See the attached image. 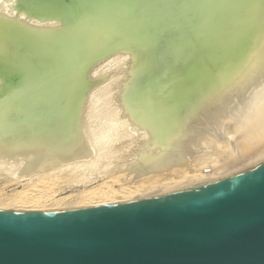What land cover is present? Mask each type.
Here are the masks:
<instances>
[{
    "label": "rangeland",
    "instance_id": "rangeland-1",
    "mask_svg": "<svg viewBox=\"0 0 264 264\" xmlns=\"http://www.w3.org/2000/svg\"><path fill=\"white\" fill-rule=\"evenodd\" d=\"M22 1L26 2V3H23V5H22L21 4ZM69 1L70 2L74 1L73 2L74 6H72V3H69ZM73 1L68 0L67 1L68 3H66V0H64V3H63V1L60 2V3H62V8L64 7V5H67V6H65V8L61 9L60 8L61 4H59L58 1H56V0H55V2H54V0L53 1L52 0H32V1L31 0H25V1L24 0H18V1H16L17 3H14V0H11V1L10 0L9 1L8 0H0V119H4V118L8 117L9 115H11V113L13 112L12 109H14L16 106H19V104L21 102L27 103L26 107H23V109H25V108L27 109L28 106L30 107V105L35 102V96L37 97L39 95L49 94L44 90V87H42V90H41V88L39 86H37V83H35L34 81H36V82H38V80L41 81L42 78H44L46 76L44 78V80H42V81H44V83L47 82V84H49L51 86V88L53 87L52 89H55L54 85L60 84L63 81V79L66 77L65 75H67L73 68H75L76 66L80 65L83 62V60H84V58L88 52L87 50H88L89 43H91L92 41H96V38L93 37V36H95L93 33H95V34L97 33V32H95V30L98 27H99L98 28L99 31L101 28L105 29V31L101 30V33L98 32V33L102 34L100 37H103V38H100L99 34H98L97 39H99V40L103 39V40H101V43L99 42L96 45L97 48H94V50L92 51V55L90 54L89 58L87 59V65L84 68H81L75 75L72 76V79L70 80L71 86L65 87V95L66 96L63 95L61 100H57L56 98L54 99L53 97H50L49 95L44 96V97L51 99V100H48V99L46 100L47 102H50L51 105H48L50 107H53L57 104L62 105L63 100L66 101V104H67V105L63 106L64 114L58 116L60 118H59V121L53 126L54 129L52 128L53 129L52 131L45 132L43 134V136H40L41 138L37 137L40 134H37L35 137L27 138L25 140L26 147L12 149L13 153H10L11 150H9V151H7L5 149L0 150V195H1L0 196V199H1L0 204L3 202H7L10 199L12 200L14 198L15 199L13 201H15L17 199L16 198L17 194H15V193H18L20 191L23 193L27 192L28 191L27 187L32 185L30 183L34 182V180L37 179L36 176L39 175L38 178L41 177L42 176L41 173H43V172H44V175L46 174L45 172H47V174L49 172L50 173L52 172L54 174H58L57 177L55 178V180H57V181H55V184H57V185H56L55 189L52 188L55 191L57 190L56 193L58 192L56 194L57 196L59 195L57 197V199H60L62 197H67V196L77 197L80 193H82L84 191L87 192V191L93 190L95 188H98L102 184L106 183V181L108 183V181L110 182L111 180L123 179L122 184L123 183L126 184L125 183L126 181H124L125 179H128L129 177H130V179H131V177H136L138 171L142 167H144L150 159L158 156L162 152V150H163L162 148L165 145H168L170 143L169 142L168 144H164L165 142L163 141L164 142L163 143L162 142L163 139L161 140V138H160V140H161L160 141L158 138L161 136V134H165V135L168 134V136H165V138H164L166 143H167L168 138H166V137H169L170 140H171V138H173L175 141L174 137H175L176 132H174V131H177V135L179 136L180 134L182 135L183 132H185L184 129H186V126H188V128H189V129L188 128L186 129V132L188 130L189 131L187 133L185 132L184 134H192L197 130L196 128L193 127L195 124L193 126L190 125V123L193 121L191 119L192 115H195L197 113L196 112L192 113L193 110L192 111L190 110V112H188L187 110L189 109V107L191 105L193 106V108H192V106H191V108L194 110L196 109L195 106H197V105L202 107V102H203L202 99H204V97L201 98L198 95H200V93L202 91H204V92H202V94L203 93L205 94L206 90L209 89L208 88L209 84L207 82L208 81L210 82V80L211 81L215 80L216 75L213 78L215 72L217 74V72H219V68L221 66H222L221 67L222 70L225 69V68H223L225 66L230 67L235 60L234 57L237 54V52H242V51L245 52L246 49L249 47V45H251V43H253L251 41L254 40V38L257 39L256 34L258 35V30L254 29V28L255 27L257 28L258 22L261 21L260 19L262 17V14H264V12H263L264 11V0H259V1L253 0V2L251 4V9L246 14V16L244 15L245 10H246L245 8L248 7L250 0H228V1L227 0H217V1L216 0H214V1L213 0L212 1L211 0L210 1L209 0H207V1L206 0H197V1L185 0V2L189 1L188 4L186 3L187 6L186 5L184 6V4H182V2H181L182 5H180L179 0H177L179 2H177L176 0H173V2L176 1V3H174V6L173 5L170 6V4H168V2L173 4V2H171V0H165V1H167L166 3L164 0H163L164 2L161 0H157L155 2L156 4L150 3L153 0L152 1L149 0V2H148V0H142V1H140V3L136 4L137 6L136 5L135 6L130 5V2L128 0H127V2H126V0L125 1L114 0V2H112L113 0L112 1L110 0L111 2L109 0L108 1L107 0H103V1L102 0H95V1L94 0H91V1L90 0H86V1L83 0L84 2L82 0H79L80 2L78 0H73ZM181 1H183V0H181ZM194 1H195V3H193ZM225 1H227V2H225ZM18 2L20 4H18ZM90 2L92 3V5ZM116 2H117V4H116ZM124 2H126V3L123 4ZM141 2H143V3H141ZM159 2H161L160 5H159ZM200 2H201V4H200ZM76 3H78V4H76ZM80 3H81V5H79ZM85 3L87 5H85ZM88 3H89V6H88ZM196 3L198 6H195ZM50 4L54 5L55 7H53ZM55 4L57 6L59 4V6H60L57 8V10H54V8L57 7ZM68 4H70L69 6L73 7V8L70 7L71 9H69L71 12H69L67 10ZM177 4H178V7L180 6V8L175 7V6H177ZM213 4H214V7H212ZM19 5H22V6H19ZM45 5L46 6L48 5L49 7L47 6L48 7L47 8ZM82 5H83V8L81 7ZM143 5L145 6V8H143ZM41 6L46 9V14H45V9L44 8L42 9ZM79 6H80V9H79ZM126 6H128L129 8H127ZM130 6H131V8H130ZM148 6H150V7L148 8ZM165 6H166V8H165ZM169 6L172 7L171 8L172 10L175 9L173 12L171 11V13L169 11L170 10ZM14 7H16V8H14ZM28 7H29V9L27 11ZM34 7H35V9L38 7L37 10H35ZM162 7H164V8H162ZM182 7H183L184 11H185V9H188L187 10L188 12L187 11L184 12L182 10ZM17 8H21L22 11L20 9H18L19 12H16ZM147 8L149 11L154 9L156 14H154V11L153 12L147 11ZM151 8H153V9H151ZM257 8H259V9L257 10ZM23 9H25L24 12H23ZM47 9L49 12L47 11ZM51 9H53V10H51ZM156 9H157V11H156ZM159 9H160V11H159ZM32 10H33L34 15H33V13H31ZM62 10H64V11L66 10L67 11V12L65 11L66 14L71 13L70 16L71 17L73 16V20L78 21V22L83 21L84 17H86V16L87 17L90 16L92 19L95 18V19H93V22L96 20L99 21V19H100V22H98V24L96 22H94V24H93V22L91 23V20H92L91 19L90 22L88 21V24H87V22L85 23L86 26H83V27L79 26V27H81L80 30L72 31V32H66V31H63V29H62L64 26L63 23H66V22L72 23V21L70 19L71 18L70 16H69L70 18L67 17L69 14L66 16L64 15L65 17L62 15V14H64V11L62 12ZM163 10H164V14L163 13H160V14L157 13L158 11L163 12ZM176 10L178 11V13L176 12L178 16L175 15ZM189 10H190V12H189ZM194 10H196V11H194ZM209 10H210V12H209ZM211 10H213V11H211ZM254 10H255V12H254ZM54 11L56 12L57 15L55 14ZM57 11H60V12L58 13ZM72 11H73V14H72ZM121 11H123L124 13ZM132 11H133V13H132ZM166 11H169L170 15L168 12L166 13ZM182 11H183V13H182ZM50 12L51 13L54 12L52 14V16H53L52 18H55V19L58 18V20H60V18L58 16L62 15L61 20H60L62 22V24L58 21L56 22V20H54L52 18H49V17H51ZM77 13L80 15L79 16L76 15ZM121 13H123V15ZM150 13H152V15H153L151 18H152L154 23H156L154 21L155 20L154 18L157 17L155 15H158L157 21H159L158 25H160V26L156 25L158 22L156 24L153 23L154 25L153 24L152 25L155 26L156 29L161 28V30L157 29V32L158 33L160 32L159 35L161 37H163V40L159 39L160 36H158V37L156 36L158 33L154 31L155 29L153 30V29L146 28L147 25H148V27H149V25H151L149 23H152V20L149 18V16H151V15L146 16ZM172 13H174L173 18L176 19L177 21L173 20V18H170V20H169L168 15H169V17H172ZM179 13H180V15H179ZM200 13H203V14H200ZM17 14H18V16H17ZM29 14H30V16H29ZM42 14H44V15H42ZM48 14H49V16H47ZM115 14L119 18L115 17ZM161 14H163V15H161ZM192 14H193V16H192ZM197 14H199L200 16ZM205 14L208 16L207 18H205L206 17ZM210 14H212V15H210ZM19 15L22 16V18ZM160 15L162 16V18H165L164 16L167 15L165 18V20L168 18L166 20V23L164 22V19L162 20L163 22H160L161 21ZM31 16H33L34 19H32ZM35 16H37V17L39 16V18L37 19V17L35 18ZM56 16H57V18H56ZM74 16H76V17H74ZM80 16H82L81 17L82 19H80ZM101 16H103V17H101ZM120 16H122V17L120 18ZM129 16H130V18H129ZM159 16H160V18H159ZM179 16H180V21H182L183 27L181 26L182 24L179 22ZM203 16H204V18H203ZM78 17L80 20L76 19ZM114 17L117 19L116 20L117 22L120 20V23H118V26H117V24H115L117 22L115 21ZM134 17H135V19H134ZM186 17L188 19H186ZM194 17L197 19L199 18L200 22H199V20H195ZM225 17L228 18L227 19L228 22H227ZM243 17L245 18L247 25H249L250 27L252 26V28H253L251 30V33H250L251 35L246 33V31L244 30V28L240 24V22H242ZM24 18H26V19L21 20ZM30 18H31V20H33L35 22L33 23V21H31ZM40 18H41V20H39ZM44 18L46 19V21L48 20L47 23H49L51 21L52 22L55 21V23L51 22L50 24H53V25H50L49 29L32 27L33 26L32 24L38 25L40 22H41V24L46 23L45 20H42ZM64 18H65V21L63 22L62 20H64ZM67 18H69L70 19L69 21H71V22H68ZM124 18H126V19H124ZM145 18H147V19L149 18L148 21L145 20ZM192 18L194 19L193 22L191 21V20H193ZM49 19H51V21H49ZM103 19H104V22H102ZM181 19H183L184 21ZM113 20L115 21V23ZM172 20H173L172 23L174 25L173 24L171 26L168 25V21H172ZM203 20L206 22H204ZM222 20H223V22H222ZM43 21H45V22H43ZM106 21H108L107 26L105 23ZM111 21H112V23L110 25L111 27L109 28L108 26H109V23ZM142 21L144 23H141ZM214 21H215V23H214ZM219 21H221V22L219 23ZM123 22H125V23H123ZM176 22L178 24V27L175 26ZM190 22H192L193 24H190ZM196 22H198V24H196ZM201 22H202V24H201ZM58 23H60L62 26H57ZM99 23L100 24L105 23V24H101L102 25V27H101V26H99L100 25ZM55 24H57V25L55 26ZM145 24H147V25H145ZM163 24L165 26H163ZM169 24H171V23H169ZM194 24L198 25L199 27L197 28V26ZM95 25H97L98 27H96ZM144 25H145V27H144ZM166 25L169 26V28H171V27L173 29L175 28L174 30L172 28L169 29V30H172V32L169 31L172 34L169 33L168 36L165 34V33L168 34V29L165 28ZM112 26L113 27L115 26L116 29H115V27L113 28ZM153 26H151V27L153 28ZM156 26H158V27H156ZM161 26L167 32L165 31V33H164ZM200 26H202V27L200 28ZM53 27H57V28H53ZM188 27H189V29L187 30ZM193 27H196V29H198V30L191 29ZM207 27H208V29H207L208 32L205 31ZM144 28H146L148 30H146ZM185 28H186V30H184ZM222 28H223V30H222ZM50 29H55V30H50ZM90 29L93 30L94 32H92ZM110 29H112V30H110ZM113 29L115 31H113ZM201 29H203L202 31L203 32L205 31L206 33L201 32L200 31ZM88 30H90V31L88 32ZM106 30L107 31L109 30L108 31L109 33ZM151 30L154 32V33H152L155 36L154 38H153V35L150 33V32H152ZM216 30H217V32H215ZM228 30H229V32H228ZM188 31H190V32H188ZM30 32L35 33V35L40 37V38H37L39 41L32 42L31 39H29V37H28V35H30L29 34ZM90 32H92V33L90 34ZM102 32H104V33H102ZM148 32H149V34H148ZM178 32H180L181 35L183 34L182 36H180V39L179 38L177 39V36H176V35H178V37H179L180 34H178ZM234 32H235V34H234ZM197 33L198 34L200 33V35L202 34V36L199 37ZM215 33H217V34H215ZM86 34H87V37H86ZM122 34H123V36H122ZM194 34H196V36ZM224 34L226 36H224ZM118 35H119V37L122 36L120 39H118L119 43L116 42L117 40L115 39V38H119ZM184 35H185V38H184ZM205 35L207 36L206 37L207 40L210 37L208 42H207V40L205 41V39H206ZM89 36L90 37L92 36L93 38L92 37L90 38ZM172 36L175 38H173ZM187 36H188V39L186 38ZM55 37L56 38L58 37V39L56 41L49 43V44H47L48 42H45L48 39H50V40L56 39ZM96 37H97V35H96ZM165 37H167V39ZM168 37H171V38L169 39ZM196 37L197 38L199 37L200 39H204V41L200 40L199 38L197 39ZM202 37H204V38H202ZM87 38H89V39H87ZM155 38H156V40H155ZM157 38L163 44L162 47L158 46V45L161 46L162 44H160V42L158 41ZM181 38H183V40H181ZM226 38H228V40ZM109 39H110V41H109ZM113 39H115V41ZM175 39H177V41ZM212 39H214V40L212 41ZM166 40H167V42H168V40H170L169 42H171V40H173L171 42V45L169 44V46H172L173 48H171V47L166 48L165 51H163L164 50V49L162 50L163 47H169L168 45L164 46V44L167 43ZM179 40L182 41V43H181L182 46H183L184 42L187 40L186 41L187 44L186 43L184 44V46L185 45L187 46L186 48H188L189 44L191 43L189 48L186 50V48L184 46H183L184 47L183 49H182V46H176V45L180 44ZM219 40H221V41H219ZM178 41H179V43L176 44V42H178ZM201 41H203V42H201ZM227 41H229V42H227ZM230 41L232 42V44H230L231 43ZM192 43H193V45H192ZM203 43H205L206 45H204ZM218 43H220V45ZM222 43H223V45H222ZM100 44H101V46H99ZM111 44H113V46ZM114 44H115V46H114ZM197 44H199V46ZM202 44L204 46H202ZM212 44H214V45H212ZM174 45L176 47H174ZM206 46L207 47L209 46V48L206 49ZM67 47H69V49H67L68 52L66 53L65 49ZM177 47H178V49L181 48L180 49L181 52H179L180 54H178V52H177V51H179L177 49ZM210 47L212 50L214 49V51H212L210 49ZM79 48L81 49V51ZM174 48H176V49H174ZM197 48H200L203 51L198 49L201 53L199 51H198L199 53L195 52V50ZM203 48L208 51V52L206 51L208 53V55H206L207 53L204 52L205 50ZM73 49L75 50V52ZM76 49H78L79 51ZM168 49H169L170 53H169V51L166 52V50H168ZM106 50H107V52H106ZM76 51L78 52V54H76L77 53ZM171 51L173 52V55H172L173 57H171L172 60H170V56L172 53ZM174 51H176V53ZM182 51H183V53H186V54L183 55ZM210 51H212V52H210ZM79 52L81 55L79 54ZM95 52H97V53H95ZM103 52H104V54H103ZM154 52H155V54H154ZM62 53H64V57H63ZM73 53L75 55H73ZM159 53H160V55H159ZM165 53L170 54V55H167V56H169V58L165 55ZM174 53H175V55H177V54L180 55L179 57L176 56V60H178V61L180 60L181 62L180 61L178 62L176 60H175L176 63L174 62V60H173V58L175 56ZM192 53H194V54L192 55ZM153 54L155 56L157 55L156 57H158V58H160L161 56H163V58L166 57V58H168V60L165 58H164L165 60H163V58L161 57L162 62L163 61H165V62L162 63L161 60H159L160 61L159 62L158 59L157 60L154 59L156 57ZM201 54H202V57L204 59H201ZM65 55L67 57V60L69 58V62H67V60H66V63L64 61L63 62L61 61V59L65 60ZM77 55H78V57H77ZM74 56H76V57L73 58ZM197 56L200 59L197 58ZM60 57H61V59L58 60L59 62L56 61V59L60 58ZM70 57L72 59L71 61H70ZM189 57H190V59H189ZM191 57H192V59H191ZM166 60H167V62H166ZM191 60H193V61H191ZM217 60H219V61L217 62ZM49 61L50 62L53 61V63H50ZM54 61H56L55 64H54ZM70 62H73V63H70ZM190 62H192V63H190ZM216 62H217V65H216ZM222 62H223V64H222ZM224 62L225 63L230 62V63L225 65ZM43 63H45L46 65ZM47 63H48V65H47ZM56 63H57V66L58 65L60 66V67L58 66L59 68L56 66ZM63 63H65L66 66L69 65L68 68ZM67 63H69V64L67 65ZM161 63L163 65V69L165 67L169 71H166L164 69L166 71V73H164L163 72L164 70L161 69V66H162ZM168 63L170 64V66ZM177 63H178V66L176 67L175 65H177ZM50 64H52V65H50ZM61 64L63 65L62 67H61ZM209 64H212V65H209ZM43 65L46 66V69H45V67H43ZM173 65H174V67H173L174 71L173 72L175 73L177 71V73L175 75H174V73H172V70H173L172 66ZM182 65H183V67H182ZM52 66H53V68H51ZM55 66L57 68H55ZM186 67H187V69H186ZM180 68H182V69H180ZM214 68H215V70H214ZM221 68H220V73H221ZM228 68H226L225 72L227 71ZM59 69L61 70L60 72H58ZM210 69H212V70L210 71ZM46 70L48 72H46ZM64 70L66 71V74H65ZM159 70H161V71H159ZM62 71H63V73L61 74ZM49 72H50V74H48ZM54 72H56V73H54ZM159 72H160V74H158ZM209 72H213L214 74L213 73L211 74ZM58 73L61 75H59ZM163 73H164V75H163ZM222 73L224 74V72H222ZM202 74H204L203 77L201 76ZM168 75H169V77H168ZM205 75H207L208 77ZM59 76H60V78L61 77L62 78L60 79ZM209 78H211V79L209 80ZM199 79L201 81H199ZM206 79H207V81H206ZM158 80H160V83ZM26 81H30V82H26ZM31 81L33 84L31 83ZM56 81L58 83H56ZM196 81L197 82L199 81V82L197 83ZM204 81L206 83H204ZM24 82H26L27 84H25ZM50 82H53V83H50ZM200 82H202V84L204 83L203 85H205L206 89L204 87L202 90L200 89V87L202 88V86H203L201 84L199 85ZM21 83L22 84L24 83V85L21 86L20 85ZM195 83H197V84H195ZM16 85H20V86L17 89H13ZM189 85H190V87H189ZM194 85H195V87H194ZM3 87L5 89H3ZM35 87H37V88H35ZM196 87L197 88L199 87L198 89H200L201 91L197 90ZM209 87H210V85H209ZM23 88L25 90H29V91L31 90V91L26 92V94L23 95V100H22V97L17 96V95L20 94L19 93L20 91L24 90ZM194 88H196L195 89V90H197L196 92L194 91ZM33 89H38V91L35 90V93L33 94V92H32ZM6 90H8V91H6ZM25 90H24V92H25ZM44 91H45V93H43ZM31 92L33 95H31ZM37 92H40L41 94H39ZM189 92H191V93H189ZM29 93H30V96H29ZM193 93H195V95ZM196 93H197V97H196ZM187 96H189V98ZM190 96H192V100H193L192 102L193 103L196 101H198V103L196 102L197 104H195V105H193V104L190 105L188 103V105H189L188 106L186 102H187V100L191 101ZM201 96H205V95H201ZM24 97H27V100ZM198 97H199V99H198ZM33 98H34V100H33ZM67 99H70V100H67ZM71 99H73V100L71 101ZM183 99H184V101H183ZM195 99H196V101H195ZM178 100L183 104V106L181 105V103ZM190 101H188V102H190ZM192 102H190V103H192ZM199 102H201V104H199ZM184 103H186V106H184L185 105ZM32 106H34L35 112L30 113L29 111L32 109L29 108L26 111H24L26 113L23 112L24 114H22L23 116H25V114H26V117H28L27 120L29 118H33L34 120L39 119L40 111L42 112V110H47L43 106H41V107H39L37 105H32ZM178 106L180 109H178ZM35 107L37 109H40V111L37 110ZM183 107L188 113H186V114L182 113V112L185 113V110H183ZM186 107H188V109H186ZM31 108H33V107H31ZM199 108H197L196 111H198ZM180 111H182L181 112L182 114H180L183 116L182 118H180V115H179ZM199 111H201V108ZM9 112H11V113H9ZM33 114H34V116H32ZM176 114H177V116H176ZM188 114H189L188 118L190 117V119L192 121L191 120L189 122L187 121L188 119L185 116ZM174 115L176 116V118L179 117V119L172 118V117H175ZM44 116L45 115L42 114V117H40V118H46ZM10 120H8L4 124V128L7 129L6 134H29L30 133V131H31L30 126H27V127L22 126L21 127V125L14 122L15 120H13V121H10ZM200 120H201V122H203L202 123L203 125L206 123V122L204 123V121H206V118L205 119L200 118ZM200 120H199V122H200ZM197 121H196V123H198V126H196V127L198 128L200 123ZM193 123H195V122H193ZM26 124H28V123H23L22 125H26ZM46 134H54L56 138H54V135L46 137L45 136ZM74 134L75 135L76 134H81V135L84 134L83 136H85V137L88 136L87 137L88 139L87 138H83V140H82V138H80L81 140L79 139L80 141H82V142H79V145H80L79 147L81 148L80 151L85 150L86 154L84 153L85 151L83 153H81L78 150L79 147L75 148L78 150L75 153L77 155V157H78V154H81L78 157V159L77 158L73 159V157L75 158V154H74L75 149H74V151L70 150V152L74 156H72V154L70 152H68V153H70L69 155H67V153H64L67 150H69V148L67 146H68V144H70L69 143L70 140L72 142V139L78 140V138L80 137L79 135H76V137H75ZM88 134L89 135L91 134V136H89ZM169 134H172V135L174 134V137H171ZM77 136H79V137H77ZM163 136L164 135H162L161 137L163 138ZM67 138H68V140L65 142V140ZM178 138H180V137H178ZM58 139H60V140L57 141ZM173 139H172V141H173ZM49 140H51V141H49ZM63 140H64V142H63ZM182 140H187V139L181 138V141ZM1 141L2 140L0 138V144H1ZM61 141L63 142V144ZM83 141H84V143H83ZM56 142H58L60 145ZM46 144H48L49 146L48 145L46 146ZM162 144H164V145H162ZM81 145L82 146L85 145V146L81 147ZM5 147H7V146H4V148ZM63 147H65V148H63ZM85 147H87L89 150ZM61 149H62V151H61ZM59 151L61 153H63V155H66L67 157L63 156ZM41 152H43V153H41ZM53 152H55V153L53 154ZM83 154H84V156H83ZM40 155H42V156H40ZM60 155H62V156H60ZM53 156H56V157H53ZM69 159L70 160L72 159L73 162L70 161ZM55 160L58 161L57 166H59V167H56V161ZM44 161H46V164H44L45 163ZM65 161H66V163H65ZM40 162L41 163L43 162V163L41 164ZM48 166H49V168H47ZM52 166H53V168H52ZM50 168L53 170L49 171L48 169H50ZM54 169L56 170L55 172H58V173L53 172ZM52 173H51V175H52ZM133 174L136 176H132ZM127 176H128V178H126ZM26 179H28V180H26ZM29 179L30 180L32 179V181H29ZM115 183L116 182L114 181L113 184L115 185ZM117 185H115L116 187L114 186L113 189H117V187H119ZM92 187H93V189H92ZM80 210L82 212L86 209H84V210L83 209H79V210L77 209L75 212H80ZM9 214L18 215L20 213L19 212L18 213L9 212ZM41 214H43V213H41ZM44 214H46V213H44Z\"/></svg>",
    "mask_w": 264,
    "mask_h": 264
},
{
    "label": "bare ground",
    "instance_id": "bare-ground-1",
    "mask_svg": "<svg viewBox=\"0 0 264 264\" xmlns=\"http://www.w3.org/2000/svg\"><path fill=\"white\" fill-rule=\"evenodd\" d=\"M9 1V0H8ZM11 1V0H10ZM16 1H18V0H14V3H17ZM25 1V0H24ZM32 1V0H31ZM53 1V0H52ZM56 1H58V3L59 4H61V7L59 6V4H58V6L56 7V8H54V10H57V8L58 7H60L61 9H63V8H65V6H67V5H64V7L62 8V3H60V2H62L63 1V3H64V0H56ZM68 0H66V3H68L67 2ZM73 1V0H72ZM79 1V0H78ZM83 1V0H82ZM84 1H86V0H84ZM83 1V2H84ZM91 1V0H90ZM95 1V0H94ZM103 1V0H102ZM108 1V0H107ZM110 1V0H109ZM112 1V0H111ZM110 1V2H111ZM123 1H125V0H123ZM129 2H130V5H133V6H135L136 4H138V3H140V1H142V0H128ZM152 1V0H151ZM157 0H153L152 2H150L151 4H153V3H155ZM161 1H163V0H161ZM165 1V0H164ZM163 1V2H164ZM177 1V0H176ZM176 1H174L173 2V0H171V2H173V4H171V3H169L168 2V4H170V6H174V3H176ZM180 1V2H179ZM179 1H177V2H179V4L180 5H182V4H184V6L186 5V3L188 4V2L186 1L185 2V0H183V1H181V0H179ZM193 1V0H192ZM195 1H197V0H195ZM195 1L193 2V3H195ZM207 1V0H206ZM210 1V0H209ZM208 1V2H209ZM212 1V0H211ZM214 1V0H213ZM217 1V0H216ZM228 1V0H227ZM227 1H225V2H227ZM259 1V0H258ZM13 2V1H12ZM21 2V1H20ZM54 2H55V0H54ZM53 2V3H54ZM74 2V1H73ZM73 2H70L69 1V3H72V6H74V4H73ZM80 2V1H79ZM78 2V3H79ZM109 2V3H110ZM112 2H114V0L112 1ZM126 2H127V0H126ZM126 2H124L123 4H125ZM128 2V3H129ZM148 2H149V0H148ZM167 1H165V3H166ZM181 2H182V4H181ZM185 2V3H184ZM203 2V1H202ZM252 2H253V0H250V2H249V5H248V7L247 8H245L246 10H245V16H246V14L249 12V10L251 9V4H252ZM23 3H26V2H23L22 1V5H23ZM28 3V2H27ZM52 3V4H53ZM65 3V4H66ZM78 3H76V4H78ZM91 3V2H90ZM141 3H143V2H141ZM160 3L161 2H159V5H160ZM204 3V2H203ZM214 3V2H213ZM218 3V2H217ZM224 3V2H223ZM18 4H20L19 2H18ZM52 4H50V5H52ZM83 4V3H82ZM95 4V3H94ZM116 4H117V2H116ZM120 4V3H119ZM145 4V3H144ZM156 4V3H155ZM154 4V5H155ZM199 4V3H198ZM200 4H201V2H200ZM230 4V3H229ZM233 4V3H232ZM10 5V4H9ZM13 5V4H12ZM22 5H19V6H22ZM25 5V4H24ZM49 5V4H48ZM47 5V6H48ZM70 4H68V7H67V10L69 11V12H71L69 9H71V8H73V7H71V6H69ZM79 5H81V3L79 4ZM85 5H87L86 3H85ZM91 5H92V3H91ZM127 5V4H126ZM149 5V4H148ZM158 5V6H159ZM162 5V4H161ZM193 5V4H192ZM205 5V4H204ZM228 5V4H227ZM29 6V5H28ZM31 6V5H30ZM33 6V5H32ZM36 6V5H35ZM44 6V5H43ZM46 6V5H45ZM46 6V7H47ZM53 7H55L54 5H52ZM88 6H89V3H88ZM118 6V5H117ZM137 6V5H136ZM153 6V5H152ZM169 6V11H170V13H171V11L173 12L174 10H172L171 8L172 7H170ZM187 6V5H186ZM195 6H198L197 5V3H196V5ZM222 6V5H221ZM8 7V6H7ZM17 7V6H16ZM16 7H14V8H16ZM24 7V6H23ZM42 7V6H41ZM49 7V6H48ZM47 7V8H48ZM51 7V6H50ZM71 7V8H70ZM76 7V6H75ZM82 8H83V5L81 6ZM86 7V6H85ZM127 8H129L128 6H126ZM150 6H148V8H149ZM175 7H178V4H177V6H175ZM190 7V6H189ZM194 7V6H193ZM206 7V6H205ZM208 7V6H207ZM212 7H214V4H213V6ZM260 7V6H259ZM6 8V7H5ZM32 8V7H31ZM30 8V9H31ZM38 8V7H37ZM37 8L35 9V7H34V9L35 10H37ZM44 7H42V9H43ZM130 8H131V6H130ZM134 8V7H133ZM143 8H145V6L143 5ZM148 8H147V11H149L148 10ZM156 8V7H155ZM159 8V7H158ZM162 8H164V7H162ZM161 8V9H162ZM165 8H166V6H165ZM174 8V7H173ZM178 8H180V6L178 7ZM186 8V7H185ZM201 8V7H200ZM203 8V7H202ZM222 8V7H221ZM225 8V7H224ZM18 9H20L21 10V8H17V11L16 12H19L18 11ZM28 9H29V7L27 8V11H28ZM33 9V8H32ZM41 9V10H42ZM45 9V8H44ZM79 9H80V6H79ZM85 9V8H84ZM136 9V8H135ZM151 9H153V8H151ZM216 9V8H215ZM259 8H257V10H258ZM7 10V9H6ZM24 10L25 9H23V12H24ZM51 10H53V9H51ZM121 10V9H120ZM119 10V11H120ZM132 10V9H131ZM140 10V9H139ZM143 10V9H142ZM165 10V9H164ZM164 10H163V12H159L160 11V9H159V11L157 12V13H163L164 14ZM178 10V9H177ZM175 11V13L177 12L178 13V11ZM182 10H183V7H182ZM188 9H185V11H187ZM197 10V9H196ZM196 10H194V11H196ZM214 10V9H213ZM213 10H211V11H213ZM8 11V10H7ZM22 11V10H21ZM47 11H48V9H47ZM64 10H62V12H63ZM66 11V10H65ZM65 11H64V14H62L63 16L65 15H68V14H66L65 13ZM74 11V10H73ZM73 11H72V14H73ZM127 11V10H126ZM125 11V12H126ZM137 11V10H136ZM150 11H154V14H156V12H155V10L153 9V10H150ZM149 11V12H150ZM156 11H157V9H156ZM169 11H166V13L168 12L169 13ZM184 11V10H183ZM183 11H182V13H183ZM184 11V12H185ZM208 11V10H207ZM13 12V11H12ZM49 12V11H48ZM47 12V13H48ZM55 12V11H54ZM53 12V13H54ZM58 13L60 12V11H57ZM67 12V11H66ZM76 12V11H75ZM78 12V11H77ZM80 12V11H79ZM121 12H123V11H121ZM138 12V11H137ZM146 12V11H145ZM188 12V11H187ZM189 12H190V10H189ZM209 12H210V10H209ZM254 12H255V10H254ZM264 12V11H263ZM21 13V12H20ZM26 13V12H25ZM31 13H33V10H32V12ZM39 13V12H38ZM43 13V12H42ZM53 13H51L50 12V16L51 17H49V18H52L53 16H52V14ZM124 13V12H123ZM123 13H121L122 15H123ZM128 13V12H127ZM132 13H133V11H132ZM142 13V12H141ZM148 13V12H147ZM165 13V14H166ZM170 13H169V15H170ZM177 13L175 14V15H177ZM223 13V12H222ZM16 14V13H15ZM19 14V13H18ZM18 14H17V16H18ZM41 14V13H40ZM39 14V15H40ZM45 14H46V9H45ZM55 14H56V12H55ZM71 14V13H70ZM70 14L67 16V17H69L70 16ZM75 14V13H74ZM120 14V13H119ZM163 14H161V15H163ZM173 14L174 13H172V17H169V15H168V18H169V20H170V18H173ZM187 14V13H186ZM191 14V13H190ZM189 14V15H190ZM200 14H203V13H200ZM207 14V13H206ZM205 14V15H206ZM217 14V13H216ZM33 15H34V13H33ZM37 15V14H36ZM42 15H44V14H42ZM57 15V14H56ZM59 15V14H58ZM62 15H60V16H58L59 18H60V20H61V16ZM76 15H80V14H76ZM149 15H151V16H149ZM160 15V16H161ZM167 15H165L164 17L166 18V16ZM179 15H180V13H179ZM197 15H199V14H197ZM204 15V16H205ZM208 15V14H207ZM206 15V17L205 18H207L208 16ZM210 15H212V14H210ZM209 15V16H210ZM228 15V14H227ZM20 16V15H19ZM29 16H30V14H29ZM47 16H49V14L47 15ZM64 16V17H65ZM108 16V15H107ZM142 16V15H141ZM146 16H149V18L152 20V13H150V14H148V15H146ZM145 16V17H146ZM155 16H157L158 17V15H155ZM160 16H159V18H160ZM178 16V15H177ZM176 16V17H177ZM185 16V15H184ZM183 16V17H184ZM192 16H193V14H192ZM200 16V15H199ZM204 16H203V18H204ZM244 16V17H245ZM21 18H22V16H20ZM25 17V16H24ZM37 16H35V18H36ZM43 17V16H42ZM71 17V16H70ZM69 17V18H70ZM74 17H76V16H74ZM82 16H80V19H82L81 18ZM101 17H103V16H101ZM115 17H117L116 16V14H115ZM114 17V18H115ZM122 16H120V18H121ZM140 17V16H139ZM157 17L156 18H154L155 20V22L157 23H154L153 22V20H152V23H149V24H151V25H149V27H148V25L147 24H145V25H147V27L146 28H148V29H155L154 31L155 32H157V29H160L161 30V28H155V26H153L154 24H156V25H158L159 24V21H157ZM220 17V16H219ZM228 17V16H227ZM243 17V19H242V22H240V24L242 25V27L244 28V30L246 31V33H248L249 35H251L250 33H251V30L253 29L252 28V26L250 27L249 25H247V23H246V21H245V18ZM19 18V17H18ZM28 18V17H27ZM31 18L32 19H34L33 18V16H31ZM31 18H30V20H31ZM39 18V16L37 17V19ZM47 18V17H46ZM56 18H57V16H56ZM69 18H67L68 19V22H71L72 21V23H63V31H66V32H72V31H78V30H80L81 29V27H83V26H86V22H87V24H88V21L90 22V20L92 19L90 16H86V17H84V20L83 21H80V22H78V21H75V20H73V16L70 18L71 19V21H69L70 19ZM105 18V17H104ZM113 18V19H114ZM117 18H119V17H117ZM129 18H130V16H129ZM148 18V19H149ZM165 18H162V16H161V21L160 22H163L162 20L164 19V22L166 23V20L168 19H166L165 20ZM190 18V17H189ZM195 18V17H194ZM202 18V17H201ZM221 18V17H220ZM226 18V17H225ZM231 18V17H230ZM26 18H24V19H21V20H25ZM36 19V20H37ZM48 19V18H47ZM52 19H54V20H56V22L58 21V22H60L61 24H62V22L60 21V20H58V18L57 19H55V18H52ZM66 19V20H67ZM77 20H80L79 19V17L78 18H76ZM93 19H95V18H93ZM93 19L91 20V23L93 22ZM106 19V18H105ZM124 19H126V18H124ZM123 19V20H124ZM134 19H135V17H134ZM143 19V18H142ZM148 19L147 18H145V20H147L148 21ZM186 19H188L187 17H186ZM193 19V18H192ZM214 19V18H213ZM218 19V18H217ZM228 18H226V20H227ZM237 19V18H236ZM29 20V19H28ZM39 20H41V18L39 19ZM42 20H45L46 21V19L44 18V19H42ZM117 19L115 18V21H116ZM122 20V19H121ZM150 20V21H151ZM173 20H175V21H177L176 19H174L173 18ZM173 20L172 21H168V25H172L173 23ZM181 20H183V19H181ZM195 20H199V22H200V19L198 18H195ZM206 20V19H205ZM211 20V19H210ZM216 20V19H215ZM261 21H259L258 22V26H257V28L255 27L254 29H257L258 30V35L256 34V36H257V39H255L254 38V40H252L251 42H253V43H251V45H249V47L246 49V51L244 52V51H242V52H237V54L235 55V60H234V62H233V64L228 68V67H223V68H225V69H223L222 70V66L220 67L221 68V73H220V68H219V72H217V74H216V72H215V74L213 73V72H209V73H213L214 74V76H213V78L215 77V75H216V77H215V80H210L211 78H209V80H210V82L208 81L207 83L210 85V87H209V85H208V90H206V92H205V94L203 93L202 94V92H204V91H202L201 93H200V95H198V96H200L201 98L202 97H204V99H202V107L201 106H195V110L194 109H192L193 108V106L191 105V104H193V105H195V104H197L198 103V101H196V99H195V101L197 102H192L193 100H192V96H190V98H191V101L190 100H187V105H188V103L192 106V108H191V106L189 107V109H188V107H186V109H188L187 111L188 112H190V110L192 111L193 110V112L192 113H197V114H195V115H192V117H191V119L193 120H191L190 119V117L188 118V116H189V114L188 115H186L185 117L188 119L187 121L189 122L190 120L192 121L191 123H190V125L191 126H193L194 124V128H196L197 130L194 132V133H192V134H184L185 132H186V129L188 128V126H186V129H184V131L185 132H183V134L181 135H177V131H174V132H176L175 133V137H174V134L172 135V134H169L171 137H174L175 138V141H174V139L173 138H171V140L169 139V137H166V138H168V142L166 143V141H165V136H168V134L167 135H165V134H161V136L162 135H164L163 136V138L160 136L158 139L160 140V138H161V140H162V142L164 143V144H168L169 142V144L168 145H165L162 149V152L158 155V156H156V157H154V158H152V159H150L147 163H146V165L144 166V167H142L139 171H138V173H137V176L136 175H132V176H136V177H131V179H130V177L128 178V176L126 177V178H128V179H125L124 181H126L125 183L126 184H122V180L123 179H117V180H111L110 182L108 181V183H107V181H106V183H104V184H102L101 186H99L98 188H95V189H93V187H92V189L93 190H90V191H87V192H82V193H80L77 197H75V196H67V197H62V198H60V199H57V197L59 196H57L56 194L58 193H56V191L54 190L55 189V187H56V185L57 184H55V181H57V180H55V178L57 177V175L58 174H54V173H52V175H51V173L49 172L50 170H53V169H48L49 171V173L47 174V172H45L46 174L44 175V172L43 173H41V177H39L38 178V176H36L37 177V179L36 180H34V182H31L30 184H32L31 186H29V187H27L28 188V191L27 192H25V193H23V192H18V193H15V194H17V196H16V200L15 201H13L14 199H10V200H8L7 202H3V203H1L0 204V213H9V212H15V213H20V214H27V215H34V214H41V213H46V214H63V213H71V212H75L77 209L79 210V209H86V210H101V209H107V208H115V207H121V206H125V205H129V204H133V203H140V202H148V201H153V200H158V199H160V198H163V197H169V196H174V195H178V194H182V193H185V192H191V191H197V190H200V189H203V188H207V187H210V186H213V185H215V184H218V183H220V182H224V181H227V180H230V179H233V178H237V177H240V176H243V175H246V174H249V173H252V172H255L256 170H259L263 165H264V14H262V17H261V19H260ZM27 21V20H26ZM31 21H33V20H31ZM38 21V20H37ZM45 21H43V22H45ZM49 21H51V19H49ZM63 22L65 21V18H64V20H62ZM102 21V20H101ZM114 21V20H113ZM115 21H114V23H115ZM125 21V20H124ZM134 21V20H133ZM144 21V20H143ZM141 22V23H144V22ZM184 21V20H183ZM192 22L194 21V19L193 20H191ZM204 21V20H203ZM207 21V20H206ZM206 21H204V22H206ZM225 21V20H224ZM25 22V21H24ZM35 21H33V23H34ZM39 22V21H38ZM37 22V23H38ZM48 22V20L46 21V23H42L41 24V22L38 24V25H34V24H32L33 26L32 27H36V28H46V29H49L50 28V25H53V24H50L51 22H49V23H47ZM54 23H55V21H53ZM52 22V23H53ZM94 22H96L97 24H98V22H100V19H99V21H94ZM94 22H93V24H94ZM102 22H104V19H103V21ZM117 22V21H116ZM126 22V21H125ZM125 22H123V23H125ZM179 22L182 24V21H180V16H179ZM192 22H190V24H193ZM221 21H219V23H220ZM222 22H223V20H222ZM227 22H228V20H227ZM231 22V21H230ZM239 22V21H238ZM60 23H58V25L57 24H55V26L57 25V26H62ZM106 23V26L108 25L107 23H108V21H106L105 22ZM105 23H101V24H105ZM111 23H112V21L109 23V28L111 27L110 25H111ZM118 23H120V20L117 22V23H115V24H117V26H118ZM122 23V24H123ZM147 23V22H146ZM154 23V24H153ZM164 23V24H165ZM169 23H171V24H169ZM179 23V24H180ZM186 23V22H185ZM189 23V22H188ZM214 23H215V21H214ZM260 23V24H259ZM36 24V23H35ZM60 24V25H59ZM90 24V23H89ZM100 24V23H99ZM99 25V26H101L102 27V25ZM132 24V23H131ZM136 24V23H135ZM153 24V25H152ZM163 24V26H165ZM176 25L175 26H177L178 27V24H177V22L175 23ZM196 24H198V22H196ZM196 24H194V25H196ZM200 24V23H199ZM201 24H202V22H201ZM207 24V23H206ZM211 24V23H210ZM229 24V23H228ZM114 25V24H113ZM140 25V24H139ZM145 25H144V27H145ZM174 25V24H173ZM186 25V24H185ZM79 26H81V27H79ZM92 26V25H91ZM96 27H98L97 25H95ZM130 26V25H129ZM128 26V27H129ZM151 26H153V28L151 27ZM158 26H160V25H158ZM158 26H156V27H158ZM182 27H183V24L181 25ZM188 26V25H187ZM192 26V25H191ZM197 26V28L199 27L198 25H196ZM100 27V28H101ZM105 27V26H104ZM113 27V26H112ZM115 27V26H114ZM113 27V28H114ZM122 27V26H121ZM131 27V26H130ZM129 27V28H130ZM151 27V28H150ZM162 27V26H161ZM202 26H200V28H201ZM224 27V26H223ZM226 27V26H225ZM235 27V26H234ZM239 27V26H238ZM237 27V28H238ZM53 28H57V27H53ZM95 28V27H94ZM99 28V27H98ZM98 28L95 30V32H97L96 34L95 33H93L95 36H93L94 38H96V41H92L91 43H89V45H88V52H87V54H86V56H85V58H84V60H83V62L80 64V65H78L77 63V65L78 66H76L75 68H73L67 75H65L66 77L63 79V81L60 83V84H57V85H54V88L55 89H52L51 88V86L49 85V84H47V82L46 83H44V81H42V80H44V78L46 77H44V78H42V82L41 81H39L38 80V82H36V81H34L35 83H37V86H39L40 88H41V90H42V87H44V90L47 92V93H49V94H44V95H39V96H35V104L33 103V104H31L30 105V107L28 106V108L27 109H32V110H30L29 112L30 113H33V112H35L34 111V106H32V105H37V106H39V107H41V106H43V107H45L47 110H42V112L40 111V109H37L36 107V109L37 110H39L40 111V117H42V114H44L45 116L44 117H46V118H40L39 117V119H36V120H34L33 118H29L28 120H27V118L28 117H26V114H25V116H23L22 114H24V113H26V112H24V111H26L27 109L25 108V109H23V107H26V105H27V103H20L19 104V106H16L14 109H12L13 110V112L11 113V112H9V113H11V115H9L8 117H6V118H4V119H0V138H1V144H0V150H2V149H5V150H7V151H9V150H11V152L10 153H13V151H12V149H15V148H23V147H26V145H25V140L27 139V138H29V137H35L37 134H40L39 136H37L38 138L40 137V136H43V134L45 133V132H49V131H52L54 128H53V126L59 121V118L60 117H58L59 115H63L64 114V110H63V106H65V105H67L66 104V101H64L63 100V103H62V105H60V104H57V105H55V106H53V107H50V106H48V105H51L50 104V102H47L46 100L48 99V100H51V99H49V98H47V97H44V96H46V95H49L50 97H53L54 99L56 98L57 100H61L62 99V96L63 95H65V87L66 86H71V84H70V80L72 79V76L73 75H75L81 68H84L86 65H87V59L89 58V56H90V54L92 55V51L94 50V48H97L96 47V45L100 42L101 43V40H103V39H97L98 38V34H99V37L102 35V34H100L101 33V30H103V31H105V29L104 28H101L100 29V31L98 30ZM119 28V27H118ZM134 28V27H133ZM146 28H144V29H146ZM165 28H167L168 29V34L167 33H165V31L166 30H164V28L162 27V29H163V32L168 36L169 35V31H171L172 32V30H169V29H171V28H169V26H167L166 25V27ZM233 28V27H232ZM92 29V28H91ZM90 29V30H91ZM108 29V28H107ZM115 29H116V27H115ZM148 29H146V30H148ZM173 29V28H172ZM175 29V28H174ZM173 29V30H174ZM181 29V28H180ZM189 29V27L187 28V30ZM191 29H195V30H198V29H196V27H193V28H191ZM207 29H208V27L206 28V32H208L207 31ZM212 29V28H211ZM225 29V28H224ZM50 30H55V29H50ZM90 30H88V32L90 31ZM98 30V31H97ZM110 30H112V29H110ZM182 30V29H181ZM180 30V31H181ZM184 30H186V28L184 29ZM203 29H201L200 31L201 32H203L202 31ZM222 30H223V28H222ZM87 31V30H86ZM92 32H94L93 30H91ZM107 31V30H106ZM109 31V30H108ZM107 31V32H108ZM113 31H115L114 29H113ZM117 31V30H116ZM145 31V30H144ZM152 31V30H151ZM203 32V33H206V32ZM92 32H90V34L92 33ZM98 32H100V33H98ZM162 32V33H163ZM167 32V31H166ZM188 32H190V31H188ZM215 32H217V30L215 31ZM228 32H229V30H228ZM236 32V31H235ZM235 32H234V34H235ZM102 33H104V32H102ZM109 33V32H108ZM117 33V32H116ZM151 34L152 33H154L153 31L152 32H150ZM158 33V32H157ZM175 33V32H174ZM173 33V34H174ZM184 33V32H183ZM196 33V32H195ZM30 35H28V37H29V39H31V41L32 42H34V41H39L37 38H40V37H38L37 35H35V33H29ZM89 34V35H90ZM148 34H149V32H148ZM156 34V33H155ZM160 34V32L156 35L157 37L158 36H160L159 35ZM170 34H172V33H170ZM178 34H180V32H178ZM189 34V33H188ZM198 34V33H197ZM211 34V33H210ZM215 34H217V33H215ZM223 34V33H222ZM96 35H97V37H96ZM104 35V34H103ZM115 35V34H114ZM153 35V34H152ZM162 35V34H161ZM176 35V34H175ZM183 35V34H182ZM181 34L179 35V37H178V35H176L177 36V39L179 38L180 39V36H182ZM195 36H196V34H194ZM207 35V34H206ZM205 35V38L207 37ZM232 35V34H231ZM230 35V36H231ZM91 36V37H92ZM107 36V35H106ZM122 36H123V34H122ZM121 36V37H122ZM174 36V35H173ZM172 36V37H173ZM198 36L200 37V36H202V34L200 35V33L198 34ZM212 36V35H211ZM218 36V35H217ZM224 36H226L225 34H224ZM235 36V35H234ZM36 37V38H35ZM59 37V36H58ZM58 37L56 38V39H53V40H50V39H48L47 41H45V42H48L47 44H49V43H52V42H54V41H56L57 39H58ZM86 37H87V34H86ZM90 37V36H89ZM90 37V38H91ZM92 37V38H93ZM115 37V36H114ZM118 37H119V35H118ZM121 37H119V38H115L117 41L116 42H118V39H120ZM155 36L153 35V38H154ZM198 37V38H199ZM233 37V36H232ZM100 38H103V37H100ZM107 38V37H106ZM111 38V37H110ZM166 39H167V37H165ZM169 39L171 38V37H168ZM173 38H175V37H173ZM172 38V39H173ZM184 38H185V35H184ZM187 39H188V36L186 37ZM197 38V37H196ZM197 38V39H198ZM202 38H204V37H202ZM210 38V37H209ZM209 38H208V40H207V38L205 39V41L207 40V42L209 41ZM218 38V37H217ZM225 38V37H224ZM223 38V39H224ZM87 39H89V38H87ZM115 39H113L114 41H115ZM158 39V38H157ZM159 39H162L163 40V37H159ZM159 39H158V41H159ZM177 39H175L176 41H177ZM200 39V38H199ZM222 39V40H223ZM227 40H228V38H226ZM225 39V40H226ZM232 39V38H231ZM234 39V38H233ZM95 40V39H94ZM155 40H156V38H155ZM181 40H183V38H181ZM181 40H179L180 41V44L182 43V41ZM200 40H203L204 41V39H200ZM211 40V39H210ZM214 39H212V41H213ZM105 41V40H104ZM103 41V42H104ZM109 41H110V39H109ZM170 40H168V42H169ZM173 40H171V42H172ZM179 41L178 42H176V44L177 43H179ZM185 41V40H184ZM187 41V40H186ZM184 42V44L186 43L187 44V42ZM189 41V40H188ZM195 41V40H194ZM203 41H201V42H203ZM219 41H221V40H219ZM224 41V40H223ZM222 41V42H223ZM160 42V44H162L161 43V41H159ZM166 42H167V40H166ZM165 43L164 44V46H166V45H168L169 46V44L171 45V42H169V43ZM175 42V41H174ZM173 42V43H174ZM227 42H229V41H227ZM226 42V43H227ZM231 42V41H230ZM235 42V41H234ZM237 42V41H236ZM119 43V42H118ZM117 43V44H118ZM189 43V42H188ZM109 44V43H108ZM175 44V43H174ZM180 44H178V45H176V46H182V44L180 45ZM184 44H183V46H184ZM191 44V43H190ZM190 44H189V46H190ZM195 44V43H194ZM201 44V43H200ZM204 45H206L205 43H203ZM202 44V46H204ZM210 44V43H209ZM208 44V45H209ZM219 45H220V43H218ZM217 44V45H218ZM230 44H232V42L230 43ZM234 44V43H233ZM107 45V44H106ZM112 46H113V44H111ZM192 45H193V43H192ZM198 46H199V44H197ZM212 45H214V44H212ZM222 45H223V43H222ZM81 46V45H80ZM99 46H101V44L99 45ZM114 46H115V44H114ZM159 47H162L163 46V44L160 46V45H158ZM175 45H174V47H176ZM182 46V49L185 47H187L186 45L183 47ZM189 46H188V48H189ZM196 46V45H195ZM194 46V47H195ZM201 46V45H200ZM201 46V47H202ZM105 47V46H104ZM173 48L172 46H169V47H163L162 48V50L163 51H165V49L166 48ZM200 47V48H201ZM106 48V47H105ZM104 48V49H105ZM188 48H186V50L188 49ZM200 48H197L196 50H195V52H198L199 50H202V49H200ZM205 48V47H204ZM203 48V49H204ZM209 48V46L207 47L206 46V49H208ZM215 48V47H214ZM67 49H69V47H67L66 49H65V51H66V53L68 52V50ZM80 49V48H79ZM99 49V48H98ZM103 49V48H102ZM174 49H176V48H174ZM177 49H178V47H177ZM181 48H179L178 50L179 51H177L178 52V54H180L179 52H181V50H180ZM199 49V50H198ZM210 49H211V47H210ZM74 50V49H73ZM76 50H78V49H76ZM112 50V49H111ZM205 50V49H204ZM212 50V49H211ZM79 51V50H78ZM80 51H81V49H80ZM158 51V50H157ZM167 51H169V49L168 50H166V52ZM173 51V50H172ZM171 51V52H172ZM189 51V50H188ZM203 51V50H202ZM207 50H205L204 52H206ZM212 51H214V49L212 50ZM212 51H210V52H212ZM74 52H75V50H74ZM77 52V51H76ZM84 52V51H83ZM101 52V51H100ZM99 52V53H100ZM106 52H107V50H106ZM105 52V53H106ZM159 52V51H158ZM175 53H176V51H174ZM187 52V51H186ZM200 52V51H199ZM198 52V53H199ZM208 52V51H207ZM206 52V53H207ZM65 53V52H64ZM64 53H62V55H63V57H64ZM65 53V54H66ZM95 53H97V52H95ZM169 53H170V51H169ZM175 53H174V55H175ZM182 53H183V51H182ZM181 53V54H182ZM190 53V52H189ZM188 53V54H189ZM201 53V52H200ZM76 54H78V52L76 53ZM79 54H80V52H79ZM103 54H104V52H103ZM154 54H155V52H154ZM153 54V55H154ZM175 55L174 56V58H173V60H174V62L176 63V61H178V60H176V56H180V55ZM186 53H183V55H185ZM194 53H192V55H193ZM203 54V53H202ZM202 54H201V59H204L203 57H202ZM61 55V56H62ZM73 55H75L74 53H73ZM81 55V54H80ZM97 55V54H96ZM95 55V56H96ZM159 55H160V53H159ZM158 55V56H159ZM165 55L167 56V55H170V54H166L165 53ZM173 55V52L171 53V56H170V60H172L171 59V57H173L172 56ZM191 55V54H190ZM196 55V54H195ZM206 55H208V53L206 54ZM205 55V56H206ZM59 56V55H58ZM72 56V55H71ZM83 56V55H82ZM155 56V55H154ZM157 56V55H156ZM155 56V57H156ZM199 56V55H198ZM197 56V58H199ZM204 56V57H205ZM69 57V56H68ZM76 56H74L73 58H75ZM77 57H78V55H77ZM80 57V56H79ZM162 58H163V56H161ZM161 57L160 58H158V57H156V58H154V59H158V61L159 60H161V62H162V59H161ZM168 58H169V56H167ZM185 57V56H184ZM188 57V56H187ZM150 58V57H149ZM165 59H167L168 60V58H166V57H164ZM163 58V60H165ZM196 58V57H195ZM55 59V58H54ZM59 59H61V57L60 58H57L56 59V61H58ZM181 59V58H180ZM189 59H190V57H189ZM191 59H192V57H191ZM200 59V58H199ZM221 59V58H220ZM66 60H67V57H66V55H65V60H63V59H61V61L63 62H65L66 63ZM72 59H71V57H70V61H71ZM167 60H166V62H167ZM176 60V61H175ZM184 60V59H183ZM56 61H54V64H55V62ZM180 61V60H179ZM178 61V62H179ZM185 61V60H184ZM191 61H193V60H191ZM219 60H217V62H218ZM222 61V60H221ZM50 62V61H49ZM48 62V63H49ZM59 62V61H58ZM67 62H69V58H68V60H67ZM75 62V61H74ZM78 62V61H77ZM160 62V61H159ZM163 62H165V61H163ZM162 62V63H163ZM181 62V61H180ZM217 62H216V65H217ZM48 63H47V65H48ZM50 63H53V61L52 62H50ZM65 63H63V64H65ZM70 63H73V62H70ZM79 63V62H78ZM162 63H161V65H162ZM189 63V62H188ZM190 63H192V62H190ZM221 63V62H220ZM225 63V62H224ZM228 63H230V62H227V63H225V65H227ZM43 64H45V63H43ZM59 64V63H58ZM69 63H67V65H68ZM160 64V63H159ZM167 64V63H166ZM169 64V63H168ZM214 64V63H213ZM222 64H223V62H222ZM46 65V64H45ZM50 65H52V64H50ZM160 65V66H161ZM165 65V64H164ZM175 65V64H174ZM174 65L172 66V69H173V67H174ZM186 65V64H185ZM190 65V64H189ZM209 65H212V64H209ZM215 65V66H216ZM54 66V65H53ZM53 66L51 67V68H53ZM56 66H57V63H56ZM55 66V68H57ZM63 65L61 64V67H62ZM65 66H66V64H65ZM69 66V65H68ZM68 66H66L67 68H68ZM74 66V65H73ZM166 66V65H165ZM169 66H170V64H169ZM176 67L178 66V63H177V65H175ZM224 66V65H223ZM43 67H45V69H46V66H44L43 65ZM49 67V66H48ZM60 67V66H59ZM58 67V68H59ZM180 67V66H179ZM182 67H183V65H182ZM188 67V66H187ZM187 67H186V69H187ZM214 67V66H213ZM219 67V66H218ZM64 68V67H63ZM216 68V67H215ZM215 68H214V70H215ZM226 68H228L227 69V71L225 72V70H226ZM161 69H163V65L161 66ZM164 69L166 70V71H169L167 68H165L164 67ZM163 69V70H164ZM180 69H182V68H180ZM49 70V69H48ZM54 70V69H53ZM66 70V69H65ZM64 70V71H65ZM163 71L164 73H166V71ZM171 70V69H170ZM178 70V69H177ZM208 70V69H207ZM212 69H210V71H211ZM218 70V69H217ZM61 70L59 69V71L58 72H60ZM159 71H161V70H159ZM174 71V69L172 70V73H174L173 72ZM46 72H48L47 70H46ZM57 72V71H56ZM56 72H54V73H56ZM222 72H224V74L222 73ZM53 73V74H54ZM63 73V71L61 72V74ZM162 73V72H161ZM164 73H163V75H164ZM168 73V72H167ZM177 73V71L174 73V75ZM43 74V73H42ZM48 74H50V72L48 73ZM59 74V73H58ZM61 74H59V75H61ZM65 74H66V71H65ZM158 74H160V72L158 73ZM206 74V73H205ZM44 75V74H43ZM162 75V76H163ZM166 75V74H165ZM203 75L204 74H202L201 76L203 77ZM50 76V75H49ZM160 76V75H159ZM158 76V77H159ZM161 76V77H162ZM172 76V75H171ZM205 76H207V75H205ZM211 76V77H212ZM56 77V76H55ZM168 77H169V75H168ZM208 77V76H207ZM210 77V76H209ZM49 78V77H48ZM59 78H60V76H59ZM62 78V77H61ZM60 78V79H61ZM74 78V77H73ZM200 78V77H199ZM56 79V78H55ZM163 79V78H162ZM161 79V80H162ZM204 79V78H203ZM202 79V80H203ZM49 80V79H48ZM166 80V79H165ZM169 80V79H168ZM198 80V79H197ZM46 81V80H45ZM58 81V80H57ZM56 81V83H58ZM159 81V83H160V80H158ZM167 81V80H166ZM199 81H201L200 79H199ZM198 81V82H199ZM206 81H207V79H206ZM214 81V82H213ZM26 82H30V81H26ZM26 82H24L25 84H27ZM49 82V81H48ZM74 82V81H73ZM72 82V83H73ZM195 82V81H194ZM197 82V81H196ZM197 82V83H198ZM24 83L22 84H20L21 86L22 85H24ZM31 83H32V81H31ZM50 83H53V82H50ZM197 83H195V84H197ZM204 83H206L205 81H204ZM203 83V84H204ZM33 84V83H32ZM55 84V83H54ZM203 85L202 84V82H200L199 83V85ZM20 85H16L13 89H17ZM207 85V84H206ZM198 86V85H197ZM189 87H190V85H189ZM194 87H195V85H194ZM203 87L205 88V85H203L202 86V88L200 87V89L202 90L203 89ZM35 88H37V87H35ZM188 88V87H187ZM192 88V87H191ZM197 88V87H196ZM196 88H194V91L196 92L197 90H200V89H198L197 88V90H195ZM3 89H5L4 87H3ZM24 89V88H23ZM206 89V88H205ZM204 89V90H205ZM25 90V89H24ZM24 90L23 91H20L19 93L20 94H18L17 96H21L22 97V100H23V95L24 94H26V92H30L29 90H25V92H24ZM34 90V91H33ZM32 90V92H33V94L35 93V90H37L38 91V89H33ZM40 90V91H41ZM191 90V89H190ZM200 90V91H201ZM6 91H8V90H6ZM45 91L43 92V93H45ZM189 91V90H188ZM32 92H31V95H33L32 94ZM37 93H39V94H41L40 92H37ZM36 93V94H37ZM189 93H191V92H189ZM194 95H195V93H193ZM191 95V94H190ZM201 95H205V96H201ZM27 96V95H26ZM29 96H30V93H29ZM66 96V95H65ZM33 97V96H32ZM179 97V96H178ZM188 98H189V96H187ZM186 97V98H187ZM196 97H197V93H196ZM24 98H26V100H27V97H24ZM180 98V97H179ZM195 98V97H194ZM29 99V98H28ZM198 99H199V97H198ZM25 100V99H24ZM32 100V99H31ZM30 100V101H31ZM33 100H34V98H33ZM67 100H70V99H67ZM73 99H71V101H72ZM186 100V99H185ZM29 101V100H28ZM53 101V100H52ZM179 101V100H178ZM182 101V100H181ZM183 101H184V99H183ZM188 101H190V102H192V103H190V102H188ZM27 102V101H26ZM180 102V101H179ZM201 102H199V104H201ZM29 103V102H28ZM181 103V102H180ZM186 103H184L185 105L184 106H186ZM29 105V104H28ZM181 105L183 106V104L181 103ZM189 106V105H188ZM31 107H33V108H31ZM201 108V111H199L200 110V108ZM191 108V109H190ZM197 108H199L198 109V111H196L197 110ZM178 109H180L179 108V106H178ZM183 110H185L184 109V107H183ZM186 110H185V113L184 112H182V111H180L179 112V115L180 114H186V113H188ZM24 112V113H23ZM182 112V113H181ZM191 113V114H192ZM178 114V113H177ZM177 114H176V116H177ZM31 115V114H30ZM29 115V116H30ZM32 116H34V114L32 115ZM175 116V115H174ZM176 116L175 117H172V118H176ZM183 116L182 115H180V118H182ZM194 117V118H193ZM171 118V117H170ZM198 118V119H197ZM200 118L201 119H205L206 118V121H204V125L202 124L203 122H201V120H200ZM11 119V120H10ZM176 119H179V117H177ZM8 120H10V121H13V120H15L14 122H16L17 124H19V125H21V127L22 126H24V127H27V126H30L31 128V131H30V133L29 134H6L7 133V129L6 128H4V124L8 121ZM171 120V119H170ZM198 120V121H197ZM199 120H200V122H199ZM9 121V122H10ZM25 121V122H24ZM172 121V120H171ZM196 121L197 122H199L200 123V125H199V127L197 128L196 126H198V123H196ZM187 122V123H188ZM193 122H195V123H193ZM23 123H28V124H26V125H22ZM202 124V125H201ZM53 128V129H52ZM189 129V128H188ZM189 131V130H188ZM187 131V132H188ZM186 132V133H187ZM51 135H54V134H46L45 136L47 137V136H51ZM69 135V134H68ZM72 135V134H71ZM75 135V134H74ZM76 135H79V136H77V137H79L78 138V140L80 139V138H82V140H83V138H87L88 136H83V135H81V134H76ZM76 135H75V137H76ZM89 135V134H88ZM67 136V135H66ZM65 136V137H66ZM70 136V135H69ZM83 136V137H82ZM89 136H91V134L89 135ZM180 137V138H178V137ZM64 137V136H63ZM72 137V136H71ZM41 138V137H40ZM51 138V137H50ZM54 138H56L55 137V135H54ZM59 138V137H58ZM93 138V137H92ZM178 138V139H177ZM181 138H184V139H187V140H182L181 141ZM61 139V138H60ZM60 139H58L57 141H59ZM88 139V138H87ZM172 139H173V141H172ZM31 140V139H30ZM41 140V139H40ZM39 140V141H40ZM45 140V139H44ZM62 140V139H61ZM68 140V138L65 140V142ZM78 140H76V139H72V142H71V140H70V144H68V148H69V150H67L66 152H64V153H67V155H69L71 152H70V150H72V151H74V149L76 148V147H79L80 145H79V142H82V141H78ZM160 140V141H161ZM170 140V141H169ZM49 141H51V140H49ZM85 141V140H84ZM84 141H83V143H84ZM159 141V142H160ZM172 141V142H171ZM47 142V141H46ZM62 142V141H61ZM63 142H64V140H63ZM63 142H62V144H63ZM87 142V141H86ZM34 143V142H33ZM50 143V142H49ZM56 143H58V142H56ZM39 144V143H38ZM42 144V143H41ZM59 144V143H58ZM86 144V143H85ZM88 144V143H87ZM164 144H162V145H164ZM48 144H46V146H47ZM60 145V144H59ZM65 145V144H64ZM4 146H7V147H5L4 148ZM49 146V145H48ZM83 146H85V145H83ZM82 145H81V147H83ZM158 146V145H157ZM44 147V146H43ZM62 147V146H61ZM66 147V146H65ZM65 147H63V148H65ZM39 148V147H38ZM85 148H87V147H85ZM84 149V148H83ZM88 149V148H87ZM41 150V149H40ZM39 150V151H40ZM50 150V149H49ZM52 150V149H51ZM59 150V149H58ZM78 150L80 151L81 150V148L79 147L78 148ZM77 149H75V151H74V154L78 151ZM89 150V149H88ZM61 151H62V149H61ZM85 151V150H84ZM84 151H80L81 153H83ZM30 152V151H29ZM58 152V151H57ZM60 152V151H59ZM68 152H70V153H68ZM41 153H43V152H41ZM55 152H53V154H54ZM61 153V152H60ZM79 153V152H78ZM85 154H86V151L84 152ZM159 153V152H158ZM48 154V153H47ZM58 154V153H57ZM62 155H63V153H61ZM72 154V153H71ZM50 155V154H49ZM62 155H60V156H62ZM81 154H78V157L80 156ZM89 155V154H88ZM40 156H42V155H40ZM59 156V157H60ZM63 156H65V157H67L66 155H63ZM72 156H74L73 154H72ZM83 156H84V154H83ZM53 157H56V156H53ZM78 157H77V155L75 154V158L73 157V159H78ZM82 157V156H81ZM87 157V156H86ZM33 158V157H32ZM43 158V157H42ZM62 158V157H61ZM64 158V157H63ZM83 158V157H82ZM85 158V157H84ZM41 159V158H40ZM46 159V158H45ZM59 159V158H58ZM57 159V160H58ZM66 159V158H65ZM42 160V159H41ZM62 160V159H61ZM64 160V159H63ZM70 160V159H69ZM54 161V160H53ZM56 161V160H55ZM59 161V160H58ZM58 161H56V167H59V166H57V162ZM70 161H72V159L70 160ZM69 161V162H70ZM45 163L44 164H46V161H44ZM63 162V161H62ZM73 162V161H72ZM41 163V162H40ZM39 163V164H40ZM43 163V162H42ZM41 163V164H42ZM60 163V162H59ZM65 163H66V161H65ZM68 163V162H67ZM62 164V163H61ZM42 166V165H41ZM55 167V166H54ZM36 168V167H35ZM47 168H49V166L47 167ZM52 168H53V166H52ZM36 171V170H35ZM40 171V170H39ZM56 170L54 169V171L53 172H55ZM55 173H58V172H55ZM32 177V176H31ZM30 177V178H31ZM34 178V177H33ZM26 180H28V179H26ZM22 181V180H21ZM20 181V182H21ZM24 181V180H23ZM29 181H32V179L30 180L29 179ZM114 181L118 184H116L115 183V185H117V186H119V187H117V189H113V187L115 186L113 183H114ZM99 185V184H98ZM116 187V186H115ZM52 188H54V189H52ZM57 189V188H56ZM14 191V190H13ZM1 196V195H0ZM6 198V197H5ZM4 199V198H3ZM0 201H1V199H0ZM67 210V211H66ZM86 210H84V211H86ZM81 211V210H80Z\"/></svg>",
    "mask_w": 264,
    "mask_h": 264
},
{
    "label": "water",
    "instance_id": "water-1",
    "mask_svg": "<svg viewBox=\"0 0 264 264\" xmlns=\"http://www.w3.org/2000/svg\"><path fill=\"white\" fill-rule=\"evenodd\" d=\"M0 264H264V165L121 207L0 213Z\"/></svg>",
    "mask_w": 264,
    "mask_h": 264
}]
</instances>
